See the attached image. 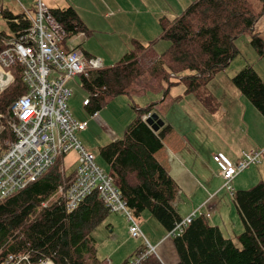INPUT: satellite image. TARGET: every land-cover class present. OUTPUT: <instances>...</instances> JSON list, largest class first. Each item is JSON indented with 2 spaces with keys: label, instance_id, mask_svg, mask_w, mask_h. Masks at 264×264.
<instances>
[{
  "label": "trees",
  "instance_id": "obj_1",
  "mask_svg": "<svg viewBox=\"0 0 264 264\" xmlns=\"http://www.w3.org/2000/svg\"><path fill=\"white\" fill-rule=\"evenodd\" d=\"M260 1L261 9L252 0H193L174 19L161 18L160 38L170 42L167 49L157 51L158 39L148 43L132 39V49L116 63L81 75L82 86L89 93L85 107L91 115H96L112 98L129 95L130 87L145 73L160 83L173 84L172 78L176 77L186 85L187 92L200 100L209 99L207 92L203 95L196 92L201 87L206 89L240 52L235 45L236 38L250 34L252 46L259 57L264 58V39L255 32L257 21L264 15V0ZM50 10L66 30V38L90 31L73 6L51 7ZM1 11L11 31L16 32L20 25L27 26V21L21 24L15 21L25 20L24 13ZM9 35L0 31V54ZM21 68L18 61L10 66L14 81L0 93V113L7 118H10L11 104L27 91ZM232 79L242 95L264 116V79L259 72L247 64ZM133 104L137 115L126 126L124 136L100 148L133 215L140 217L148 211L168 235L172 230L180 234L170 235L179 255L176 264H264V181L250 188L236 189L232 180L227 182L223 178L220 165L214 159L244 226L237 237L239 243L226 236L219 225L211 223L209 218L215 212L212 194L205 203L209 209L200 214L196 212L192 222L179 231L176 225L185 218L174 204L180 186L158 157L172 126L167 124L155 131L144 119L154 112L156 102L147 106ZM75 174L76 170L66 175L59 158L26 187L0 198V264H13L22 256L27 259L18 264L48 258L55 264L105 263L106 260L98 257L93 231L112 211L101 198L99 189L73 209L67 208L66 199L57 196L61 185L74 179ZM45 202H48L46 206ZM145 247L143 243L122 264H128L130 258ZM11 255L14 260L9 259ZM140 264L165 263L155 252Z\"/></svg>",
  "mask_w": 264,
  "mask_h": 264
},
{
  "label": "rangeland",
  "instance_id": "obj_2",
  "mask_svg": "<svg viewBox=\"0 0 264 264\" xmlns=\"http://www.w3.org/2000/svg\"><path fill=\"white\" fill-rule=\"evenodd\" d=\"M72 1L74 2V0ZM87 1L90 3V5L92 2L95 6L98 3V0ZM87 1H85L84 7L81 2L78 6L73 5L74 8L79 11L82 17L81 19L83 20L84 18L82 14L84 17H89ZM190 1L191 0H123V7L129 6L131 8L130 10L125 11H132V15L134 17H139L140 21L134 22L132 24L129 23L127 31L124 32L111 30V24L114 22L113 19L111 20L109 27L102 25L95 26L93 22L96 31L89 27V29L93 31L86 32L89 33L86 35L83 32L81 37L77 36L75 38V35L68 37L66 39V45L70 47H79L81 45L84 48L100 53L101 56H99V58L103 59V57L105 58L108 55L106 54L108 53L107 46L111 47L114 43H119L122 46H124L123 43H128L129 45L130 36L128 33L129 29L132 28L136 38L142 41L158 39L156 42V49L158 52H163L167 49L170 42L166 39L160 38L162 33L160 21L161 18L166 16L167 18L173 19L176 15L181 13V11H183L187 5H189ZM252 1L258 9H261L262 6L260 0ZM36 3L37 0H0V6L2 9H9L18 14L23 13L24 7L29 9L31 12H35L37 9ZM45 5L52 7L49 3H46ZM108 13L112 15L114 14V11L110 9L108 10ZM0 31H6L9 33L12 32L8 26L7 19L3 16L2 11H0ZM62 45L65 47L64 43ZM235 45L240 52L234 57L229 65L223 68L209 82L206 89L205 87H201L196 93L203 95L205 92H207L205 95L209 96V99L205 97V100L203 99L200 101L204 104L208 111L211 112V114H208V116H212L210 118L213 119L215 124L226 122L228 135L233 140L235 150L231 149L225 143H222V145L227 147L228 151H230V153H227L228 156H231V158L233 157L240 159L243 156L241 150L242 146L254 143L251 135L248 133V129L251 134H255L257 130H264V116L256 109V107L247 97L244 96L245 99L241 97L243 95L239 88L234 84L232 78L247 64H251L264 79V58L259 57L258 52L251 44L250 34L248 33L236 38ZM104 54H106V56H103ZM117 61L118 60L113 59L110 63L106 62L102 65H113ZM145 74L150 75L149 73ZM172 81L173 84H170L169 82L149 84L147 88L141 89V92L138 89V92L140 93H136L133 96V99L141 106H147L152 101L158 100L160 102L166 98L167 103L165 104V107L168 113L166 116L173 124H176L178 122L176 118V110L179 109L180 111H183L185 104H190L184 99V97L186 94L192 93L187 92L186 85L182 82H179L176 77H173ZM66 84L72 90V94L68 101L72 115L79 122H88L87 129L77 132V137L82 143L83 147L95 154L96 162L110 173V168L106 160L102 157L100 148L103 145H106L109 142L124 136L126 126L131 123L137 115L133 104V99H131L129 96L125 97L124 95H118L112 98L96 115L93 116L85 107V100L89 96V93L82 86L81 75L72 77L66 82ZM136 86V88H138V85ZM211 95H214L212 100L210 98ZM180 97L182 101L178 100ZM222 97H224V100H219V98ZM221 102H224V105H221ZM188 109L190 108L187 107V110ZM228 111L231 113L230 117L228 115ZM245 112H247V115L244 118ZM193 114L202 118L203 111L201 109L194 110ZM258 116H260L261 122L256 124L255 129H252L251 125H249L247 121H250V117L256 120ZM211 119L205 120L202 118L201 123L198 122L195 124L193 131L197 135H202L203 137L205 134L208 135L206 125H211ZM244 137L246 140L243 143L242 140L244 141ZM190 138L193 139L191 136ZM192 141L195 142V139ZM201 144L208 146L210 143L207 139H203ZM248 150H251V148ZM260 150H262L263 154L264 148H261ZM205 155L209 162L211 160L214 161L213 155L210 157L209 155L207 156V153ZM200 158L204 160V158ZM60 159L61 166L64 169L66 175H71L80 163L79 151H71ZM214 163L218 166L217 162L214 161ZM263 171L264 154L261 156L260 162L251 163L244 171L239 173L240 175L238 174L231 183L235 188L236 185L250 188L259 181H264V175L260 174ZM198 183L199 181H192V186L197 185ZM217 187L219 189L215 193L209 192L206 189L208 191L207 193H202V191H199L197 196H192L190 199L183 198L185 203L188 205L187 211L194 212L196 210L198 214H200V208L206 207L204 204L201 205L200 203L208 200L211 194L215 197L214 201L218 200V198L226 200L233 208L230 209L228 214H226V217H222L220 214L218 217H220V222L224 229V220L228 219L227 225L230 226L233 233L232 235H234L235 232L236 237L234 236V240L236 243H239L237 234H239L244 229L241 217L235 208L232 196L229 195L230 191L225 185V180L222 177ZM45 204H48V202H45ZM218 208L221 212L220 204H218ZM181 213L184 215L185 211H181ZM147 216L150 217H146L145 214H142L140 217H136V219L140 223L141 229L143 228L142 231L144 230L147 237L151 241L156 242L160 237V234L154 227L153 223L150 222V220L152 219L154 223L157 224V226L162 225L151 213H147ZM212 217L213 219L217 218L214 215ZM209 219L212 222L213 219ZM162 229L166 231L163 226ZM93 237L95 239L98 257L102 260H106L103 264H122L127 257H129L134 251H136V249L145 243L144 238L134 237L130 234L127 216L124 213L118 212H110L106 216L103 223L94 229ZM156 247H158L155 249L156 254L165 264L178 263L179 255L176 251L171 236L168 235L160 243L156 244Z\"/></svg>",
  "mask_w": 264,
  "mask_h": 264
},
{
  "label": "built area",
  "instance_id": "obj_3",
  "mask_svg": "<svg viewBox=\"0 0 264 264\" xmlns=\"http://www.w3.org/2000/svg\"><path fill=\"white\" fill-rule=\"evenodd\" d=\"M36 4L35 12L24 7L25 20L15 19L19 24L21 21L28 24L9 33L0 54V93L14 81L10 66L17 61L27 85V91L11 104L10 118L0 113V198L26 187L57 159L71 151H79L80 163L75 169V178L62 184L57 196L66 199L67 208L73 209L99 189L101 198L112 212L127 215L130 234L145 239V249L128 262L140 264L147 255L155 253L156 247L147 240L114 177L96 162L93 152L82 146L77 132L85 130L88 122H79L69 108L72 90L66 82L78 75H88L90 70L102 67L103 62L99 57H86L77 46L66 45L67 32L62 24L42 0H37ZM148 117L145 115L144 119ZM261 156V150L252 149L245 150L237 161L222 155L214 156V159L220 165L223 178L230 182L251 163L259 162ZM229 188L234 190L232 185ZM195 216L196 212L185 216L176 229L183 231V226L192 222ZM170 235L180 234L172 230ZM9 259L14 260L13 255ZM23 259L27 256L13 264ZM29 264L55 263L48 258Z\"/></svg>",
  "mask_w": 264,
  "mask_h": 264
},
{
  "label": "crops",
  "instance_id": "obj_4",
  "mask_svg": "<svg viewBox=\"0 0 264 264\" xmlns=\"http://www.w3.org/2000/svg\"><path fill=\"white\" fill-rule=\"evenodd\" d=\"M42 1L44 2V0ZM85 1L84 0H80V1L74 0L75 2L74 3L72 0H47V1L45 0L44 4L49 3L52 7L53 6L68 7V6H73V5L78 6L80 5V2H81V4L84 7ZM192 1L193 0H191L190 3ZM122 3H123V0H98L97 5L95 6L92 2L90 5V3L87 1V7L89 10L88 11L89 19L87 17H84V15L82 14L84 18V20L83 19L82 20L84 21V23L86 24L88 28L90 27L91 29L96 31L95 26L102 25V26L109 27V24L111 20L113 19L114 22L111 24L112 31H120V32L127 31L129 27L128 25L129 23L132 24L134 22H138L140 21V19L139 17H134L132 15V11H125V10H130L131 8L129 6L123 7ZM1 9L2 8L0 6V11ZM110 9L114 11V14L111 15L108 13V10ZM77 12L79 13L78 10ZM14 14H18V13H14ZM178 15H176L175 17H177ZM93 22L95 26L93 25ZM93 30H90V31H93ZM255 32L258 33V35L264 39V15L257 21L255 25ZM82 34L83 32H79L74 35L76 38L77 36L81 37ZM84 34L86 35L89 33L84 32ZM128 35L130 36L129 45L128 43H123L124 46H122L119 43H114L111 47L107 46L108 53L106 54L108 55L106 56V54H104L103 56H106V57L105 58L103 57V59L101 58L103 64H105L106 62L110 63L113 59L119 60L127 51L132 49V39H138V38H136V35L132 28L129 29ZM149 41H142V42L148 43ZM78 48L84 53L86 57L101 56L100 53H97L96 51H93L91 49L84 48L81 45ZM103 66H106V65H103ZM157 83L158 81H156L151 75H148V74L142 75L130 87L131 93L129 95H124V96L125 97L129 96L131 99H133V96L136 93H140L141 89L147 88L149 84H157ZM136 85H138V88H136L137 87ZM138 89L140 90V92H138ZM241 97L245 99L244 96H241ZM184 99L188 101L190 104L189 105L185 104V108L183 109V111H180L179 109L176 110V118L178 120L176 124H173L166 116L168 114L167 109L165 107V104L167 103L166 98H164L160 102L158 100L151 102V103L153 102L157 103L155 106L154 112L157 111L160 114V116L164 119L165 121L164 125L170 124L172 126V130L164 138V146L159 151L158 157L162 161V163L166 166V168L169 170V172L173 175V177L176 179V181L178 182L180 186V192L176 195L174 204L178 208V210H180V213L181 211L183 212L185 211V214L182 215L183 217L192 213V211H187L188 205L185 203V200L183 198L190 199L192 196H197L199 191H202V193H207L208 191L215 193L219 189L217 187L221 179V176L219 174V168L214 163L215 160L214 161L211 160L209 162L205 154L207 153V156L209 155V157L212 155L213 157L222 155L230 159L231 161L238 160V158H233V157L231 158V156H228L227 153H230V151H228L227 147L222 145V143H225L231 149L235 150L233 140L228 135L226 122L215 124L213 119L210 118L212 116L210 117L208 116V114H211V112L208 111V109L204 106V104L200 101L198 96H196L195 94L193 93L186 94ZM178 100L182 101L181 97ZM219 100H224V97L219 98ZM133 102H135L134 99H133ZM221 105H224V102H221ZM187 107H189L190 109L187 110ZM198 109H201L203 111V115H202L203 119L205 120L211 119V122H212L211 125H206L208 135L205 134L204 137L202 135L201 136L197 135L193 131L195 124L198 122L200 123L202 122L201 121L202 118L200 116L193 114V111L198 110ZM228 115L229 117L231 116V113L229 111H228ZM246 115H247V112H245L244 118L246 117ZM247 122L249 123V125H251L252 129H255L256 124L261 122V119H260V116H258L256 120L250 117V121H247ZM248 133L251 135V138L254 141V143L246 145V146H242V149H241L242 153L243 151L248 150L250 148L251 149L264 148V130H257L255 134H251L248 129ZM190 136L193 137V139H195V142L192 141L193 139H191ZM203 139H207L210 144L208 146L202 145L201 141ZM245 140L246 138L244 137V141L242 140V142L244 143ZM200 157L204 158V160H202ZM189 164H195V165H189ZM260 174L264 175V171ZM192 181H195V182L199 181V183L197 185L192 186ZM238 186L239 185H236V189L246 188L244 186L242 187L240 186L238 187ZM207 201L208 200L204 201L203 203L201 202L200 204L205 205ZM213 204L215 207V212L213 213V215L217 218L213 219L212 217L213 215H212L211 218L213 220L211 223L219 225L226 236H230L234 239V236L236 237V234L234 232V235H232L233 233L231 231V228L230 226L227 225L228 219L224 220V227L226 229L225 230L223 226L221 225L220 217H218L219 214L222 217L224 216L226 217L227 216L226 214H228L230 212V209H232L233 207L229 205V202H227L226 200H222L219 198L218 200H215ZM218 204H220L221 212L219 211ZM211 207L212 206H210V208ZM206 209H209V208L204 207L203 209H201V211L204 212L206 211ZM147 213L149 212L145 211L143 215L145 214L146 217H150V216H147ZM150 222L153 223L154 227L159 232L160 237L158 238L156 242H153L147 237L144 230H143V233L146 236L149 243L156 247V244L160 243L164 238L167 237L168 231H164L162 229V226H157V224L154 223L152 219L150 220ZM239 234H237V236ZM157 248L158 247H156V249Z\"/></svg>",
  "mask_w": 264,
  "mask_h": 264
},
{
  "label": "water",
  "instance_id": "obj_5",
  "mask_svg": "<svg viewBox=\"0 0 264 264\" xmlns=\"http://www.w3.org/2000/svg\"><path fill=\"white\" fill-rule=\"evenodd\" d=\"M147 122L152 126V128L157 131L160 127L164 126V119L160 116V114L155 111L152 112L147 118Z\"/></svg>",
  "mask_w": 264,
  "mask_h": 264
}]
</instances>
